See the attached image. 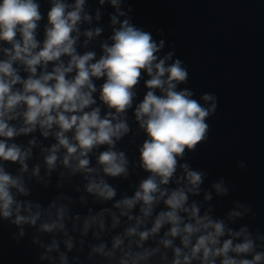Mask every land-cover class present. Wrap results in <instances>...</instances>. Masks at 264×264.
Returning a JSON list of instances; mask_svg holds the SVG:
<instances>
[{
  "label": "clouds",
  "instance_id": "1",
  "mask_svg": "<svg viewBox=\"0 0 264 264\" xmlns=\"http://www.w3.org/2000/svg\"><path fill=\"white\" fill-rule=\"evenodd\" d=\"M47 5L0 0V226L31 264H264L252 207L218 214L228 183L186 159L219 101L163 28L129 0Z\"/></svg>",
  "mask_w": 264,
  "mask_h": 264
},
{
  "label": "water",
  "instance_id": "2",
  "mask_svg": "<svg viewBox=\"0 0 264 264\" xmlns=\"http://www.w3.org/2000/svg\"><path fill=\"white\" fill-rule=\"evenodd\" d=\"M41 3L46 13L47 0ZM129 3L136 23L163 28L177 56L187 64L189 87L197 96L203 92L218 96L216 114L208 121L207 142L186 157L194 168L208 173L209 181L224 177L228 183L230 197L214 200L217 213L234 199L243 201L255 213L246 222L264 230V0ZM144 91L141 86V97ZM142 139L137 136L136 143ZM126 146L130 151L135 147ZM240 160L246 163L243 170L237 167ZM120 188L127 189L128 183ZM11 231L0 226V264H31L27 238L17 245Z\"/></svg>",
  "mask_w": 264,
  "mask_h": 264
}]
</instances>
